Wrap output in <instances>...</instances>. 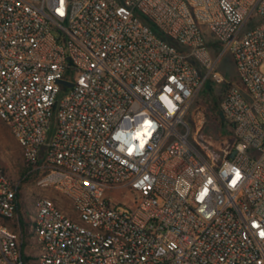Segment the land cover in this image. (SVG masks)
I'll return each mask as SVG.
<instances>
[{"label": "built area", "instance_id": "2783aa9c", "mask_svg": "<svg viewBox=\"0 0 264 264\" xmlns=\"http://www.w3.org/2000/svg\"><path fill=\"white\" fill-rule=\"evenodd\" d=\"M263 62L264 0H0V118L74 212L39 195L23 230L0 149V264H264ZM210 84L227 137L186 119Z\"/></svg>", "mask_w": 264, "mask_h": 264}, {"label": "rangeland", "instance_id": "374dc122", "mask_svg": "<svg viewBox=\"0 0 264 264\" xmlns=\"http://www.w3.org/2000/svg\"><path fill=\"white\" fill-rule=\"evenodd\" d=\"M205 41L207 46L213 51V55L217 56L221 51L218 45L216 44L215 37L205 29ZM218 48L216 49V47ZM260 69L264 72V62L260 65ZM217 71L223 74L226 78H231L235 80V70L232 57L230 54L225 53L221 56L218 64ZM223 96V92L220 88H217L215 85L210 84V86L203 88L198 95L196 96L191 111L187 115L186 119L193 125L191 122V117L193 113H196L197 110H200L205 115V121L202 125V134H205L208 137L220 138L217 137V130L222 129L226 126L224 120H220L221 124L217 123V119L212 116H206L205 111H213L217 113L218 104L220 103ZM211 115V114H210ZM224 130V128H223ZM225 131V130H224ZM0 149H1V161L4 166V169L7 175L16 183H20V193L22 201V209L28 214L33 210V203L35 199L40 195L47 194L51 197L56 198V201L62 208L67 211L70 215L74 212L72 210L70 202L63 197L60 193L54 191L53 189H43L36 184L35 176L25 177L22 175L25 164L22 156L21 147L19 146L16 138L11 132L9 125L0 118ZM22 178H27V181H22ZM113 199L118 203V207L123 210H127L129 206L133 203L134 192H130L127 188L117 189L110 192ZM19 215V214H18ZM6 225L12 228H16L15 224L12 221H5Z\"/></svg>", "mask_w": 264, "mask_h": 264}, {"label": "trees", "instance_id": "16d2710c", "mask_svg": "<svg viewBox=\"0 0 264 264\" xmlns=\"http://www.w3.org/2000/svg\"><path fill=\"white\" fill-rule=\"evenodd\" d=\"M225 88V87H224ZM217 108L219 109V104L217 106ZM205 114L206 116H214L215 119H217V123H219V127L222 128L220 126L221 122V116L219 115V112L217 111V113H214L213 111H205ZM211 114V115H210ZM224 128V130H223ZM222 129H219L217 130V137H227L228 136V132L227 129L225 128V126L223 127ZM29 166L25 165L24 167V170L22 171V175L25 176V177H28V176H35L37 177V172L36 171H29ZM22 181H27V178H22ZM16 197L18 199V214H19V220L21 222V225L23 227V230L26 228L27 224H28V220H27V213H25V211L22 209V201H21V193H20V183L18 184V187H17V193H16Z\"/></svg>", "mask_w": 264, "mask_h": 264}, {"label": "clouds", "instance_id": "9594fccd", "mask_svg": "<svg viewBox=\"0 0 264 264\" xmlns=\"http://www.w3.org/2000/svg\"><path fill=\"white\" fill-rule=\"evenodd\" d=\"M61 3H63V0H61ZM57 11H58L61 15H63V8H62V7H61L60 9H58ZM162 99H165V98L162 97ZM177 99H179V97H177ZM165 103H166L167 106H168L169 114H171L173 111H175V106H174L170 101L165 100ZM144 126H145V128L148 127V123H147V121H145V125H144ZM143 145H144V140L142 139L141 142H140V146L143 147ZM127 151H128V152H131V151H132V148L129 147V148L127 149ZM239 178H240V173H239V171H235V177L232 179L231 183L234 185L233 181H234V180L237 181ZM209 183H211V181H209ZM203 196H204V193L202 192V193H201V199L203 198Z\"/></svg>", "mask_w": 264, "mask_h": 264}, {"label": "water", "instance_id": "95a60500", "mask_svg": "<svg viewBox=\"0 0 264 264\" xmlns=\"http://www.w3.org/2000/svg\"><path fill=\"white\" fill-rule=\"evenodd\" d=\"M59 82H61V83H63V84H65V85H68V86H71V83L70 82H68V81H66V80H59ZM220 115H222V113L220 112Z\"/></svg>", "mask_w": 264, "mask_h": 264}, {"label": "snow or ice", "instance_id": "6c2138e0", "mask_svg": "<svg viewBox=\"0 0 264 264\" xmlns=\"http://www.w3.org/2000/svg\"><path fill=\"white\" fill-rule=\"evenodd\" d=\"M147 123H149V122H147ZM236 182H237L236 180L233 181L234 184H235ZM261 235L264 236V232H262Z\"/></svg>", "mask_w": 264, "mask_h": 264}]
</instances>
